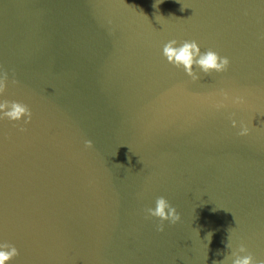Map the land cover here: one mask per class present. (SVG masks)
Returning a JSON list of instances; mask_svg holds the SVG:
<instances>
[{
  "label": "water",
  "instance_id": "1",
  "mask_svg": "<svg viewBox=\"0 0 264 264\" xmlns=\"http://www.w3.org/2000/svg\"><path fill=\"white\" fill-rule=\"evenodd\" d=\"M155 3L0 0L4 98L32 112L0 121L9 264H214L228 237L264 260V0ZM170 39L229 66L193 81ZM222 89L246 103L217 111ZM158 196L181 217L162 232Z\"/></svg>",
  "mask_w": 264,
  "mask_h": 264
},
{
  "label": "clouds",
  "instance_id": "2",
  "mask_svg": "<svg viewBox=\"0 0 264 264\" xmlns=\"http://www.w3.org/2000/svg\"><path fill=\"white\" fill-rule=\"evenodd\" d=\"M162 0H156L153 5L156 7ZM183 10V8L181 9ZM162 56L166 59L167 63L175 68L182 69L186 76L190 77L193 81L199 80L200 75L193 69L198 68L200 73L209 75L212 72L221 73L227 70L229 66V58L222 56L211 48L201 51L200 46L195 40H183L178 42L176 39H170L163 44ZM18 81L13 78L11 84L15 85ZM9 84L8 72L0 67V121L8 120L10 122H20L23 124L30 123L32 112L28 104L19 100H9L4 98L5 91ZM219 95L221 99L213 104V107L219 111L228 107V103L233 106L239 107L246 103V98L243 95L230 96L227 91L223 89ZM228 102V103H226ZM232 127H237V120L229 116ZM20 131H24L21 127ZM249 134V127L243 122H239V130L237 135L247 136ZM84 145L86 148L92 146L90 140H85ZM147 217L155 218L158 223L156 230L158 232L164 231V223L175 224L180 220V214L176 208L164 197L158 196L154 201V207L145 209ZM210 236V234H209ZM230 249V253L220 261H215L214 264H264V260H259L248 250V248L240 243L235 248L232 247L229 237L225 245ZM19 255L17 247L0 237V264H9L15 257Z\"/></svg>",
  "mask_w": 264,
  "mask_h": 264
}]
</instances>
